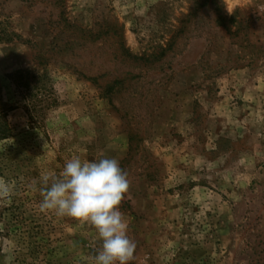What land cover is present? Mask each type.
Masks as SVG:
<instances>
[{"label":"rangeland","instance_id":"1","mask_svg":"<svg viewBox=\"0 0 264 264\" xmlns=\"http://www.w3.org/2000/svg\"><path fill=\"white\" fill-rule=\"evenodd\" d=\"M0 264H94L33 186L115 157L128 264H264V0H0Z\"/></svg>","mask_w":264,"mask_h":264},{"label":"clouds","instance_id":"2","mask_svg":"<svg viewBox=\"0 0 264 264\" xmlns=\"http://www.w3.org/2000/svg\"><path fill=\"white\" fill-rule=\"evenodd\" d=\"M127 172L115 157L101 156L94 160L74 155L59 175L45 172L40 184L33 186L42 199L41 212L58 217H71L89 222L102 240L93 257L94 264H128L136 244L127 235V226L120 205L128 192ZM7 184H0V195H8Z\"/></svg>","mask_w":264,"mask_h":264},{"label":"trees","instance_id":"3","mask_svg":"<svg viewBox=\"0 0 264 264\" xmlns=\"http://www.w3.org/2000/svg\"><path fill=\"white\" fill-rule=\"evenodd\" d=\"M11 134L10 126L7 121L0 120V139H7Z\"/></svg>","mask_w":264,"mask_h":264}]
</instances>
